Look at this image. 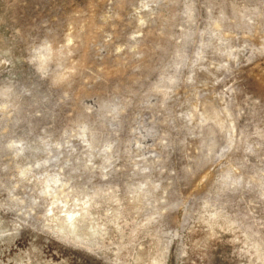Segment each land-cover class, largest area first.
I'll list each match as a JSON object with an SVG mask.
<instances>
[{"label": "rangeland", "instance_id": "374dc122", "mask_svg": "<svg viewBox=\"0 0 264 264\" xmlns=\"http://www.w3.org/2000/svg\"><path fill=\"white\" fill-rule=\"evenodd\" d=\"M0 264H264V0H0Z\"/></svg>", "mask_w": 264, "mask_h": 264}]
</instances>
